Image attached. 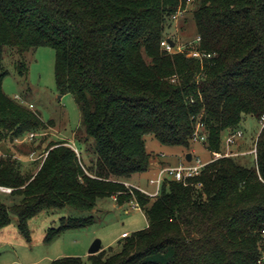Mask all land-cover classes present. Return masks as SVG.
Masks as SVG:
<instances>
[{"label":"trees","instance_id":"1","mask_svg":"<svg viewBox=\"0 0 264 264\" xmlns=\"http://www.w3.org/2000/svg\"><path fill=\"white\" fill-rule=\"evenodd\" d=\"M187 1L0 0V187L12 190L9 203L0 200V231L13 214L30 239L28 223L44 211L91 213L112 197L124 204L131 199L124 183L151 168L147 136L189 154L200 119L203 145L213 155L222 151L223 133L238 130L245 117L262 121L264 0H191L195 40L212 54L203 64L161 46L169 21ZM43 47L56 53L57 90L76 100L95 158L87 162L82 148L78 156L70 145L50 143L42 167L29 175L1 147L38 131L42 119L5 94L3 61L7 49L15 50L23 75L25 54ZM191 183L203 187L169 181L154 201L134 191L149 225L123 238L120 251L52 264H258L264 126L253 166L221 158ZM94 223L93 216L61 218L45 241Z\"/></svg>","mask_w":264,"mask_h":264},{"label":"rangeland","instance_id":"2","mask_svg":"<svg viewBox=\"0 0 264 264\" xmlns=\"http://www.w3.org/2000/svg\"><path fill=\"white\" fill-rule=\"evenodd\" d=\"M194 11L195 4L191 2L183 8V17L179 21H169V28L166 31L169 37L173 36L180 45H187L188 48L194 46L196 38ZM21 60L15 50L7 49L3 65L9 75L4 80L3 90L10 98L20 97L19 102L33 113L40 115L42 127L38 131L31 132L37 134L32 142H25L23 145L16 144L8 138L6 144L1 147L5 154L18 164L39 162L38 165L29 164L31 168L28 170H23L20 166L21 171L29 175L37 174L42 167L43 160L39 161L38 158L42 155L44 160L46 159L47 153L42 152L47 150L50 143H65L80 147L84 150L82 156L87 162L94 159L92 148L94 142L91 141L87 145L84 142L85 135L81 130L82 116L76 100L70 94L62 96L57 90L55 51L43 47L26 53L24 56L26 70L23 75L19 73L18 68ZM31 104L33 108L29 106ZM263 126L264 122H258L251 116L245 117L238 128L243 131L244 137L237 140L236 145L228 148L226 140L235 130L224 132L220 153L226 154L233 151L232 158L242 165L253 166L257 159L255 151L257 152V141ZM146 140L148 152L153 156L152 162H155L154 157L156 160L157 158L166 160L171 156H176V162H179V156L183 163L186 162L187 151L184 148L163 146L152 135L147 136ZM48 141H50L49 144ZM33 153L36 154L34 161L31 159ZM192 154L204 162L214 159L212 153L201 143H193ZM162 155L165 157L163 158ZM156 174L157 170L151 168L145 173L134 176V180L131 179L130 183L152 192L155 189L149 184V180ZM125 187L127 188L126 185ZM134 191L138 190L133 189ZM129 195L131 199L125 200L124 205H126L122 208H118L111 198H106L100 200L97 208L91 213H84L73 208L44 211L29 221L30 239L20 232L17 217L12 214L11 223L0 231V264H52L64 257H76L87 261L91 246L98 240L101 241L104 250L111 248L114 252L120 251L119 242L123 233L132 235L146 226L142 210L138 211L133 207L137 204L135 194L129 192ZM9 196L10 193L0 190L1 201L9 203L7 201ZM89 216L95 219V223L91 226L68 230L56 236L51 242L45 241L51 229L60 227L61 218L77 219ZM263 251L264 239L262 238L259 242L260 255Z\"/></svg>","mask_w":264,"mask_h":264},{"label":"built area","instance_id":"3","mask_svg":"<svg viewBox=\"0 0 264 264\" xmlns=\"http://www.w3.org/2000/svg\"><path fill=\"white\" fill-rule=\"evenodd\" d=\"M191 3V0L187 1V5ZM183 17V8L180 7L177 14H175L171 20L174 21H179L181 18ZM169 40H172L174 45L172 46L169 43ZM200 45H201V39L198 38L194 41V46L191 47H187L184 45H180L177 41L174 40L173 36L169 35L167 36L166 39H164L161 43L162 48L169 54H178V53H184L187 55L188 58H193V59H197L201 64L204 63L205 60L208 59H212V54L207 53L204 50L200 49ZM16 100L20 101L21 98L16 96L15 97ZM31 108H33L34 106L31 104L29 105ZM262 122H264V117L262 119ZM203 130H204V125L202 124L201 120L198 119L197 125H196V129H195V134L193 137V142L194 143H201V144H205L207 141V137L206 135L203 134ZM37 137V134L35 133H30L27 134L26 136L22 137V139H16L15 143L16 144H25V142L29 143L32 142L35 138ZM244 137V133L241 130H236L233 134H231L227 140H226V144L227 147L230 148L233 145H236V141L240 140ZM75 152L78 154L79 156V151L75 146H71ZM255 153L257 154V152L255 151ZM192 154V152H191ZM33 156V155H32ZM192 161L191 162H185V163H181L178 166H171V167H165L160 169L157 174L149 180V184L151 186L154 187V192L149 193L147 191H144L142 189H139L138 187H134V186H130L127 183H124V185L127 186V188H129L131 193L134 190H138L142 193H144L145 195L149 196L151 199L156 200L159 195L161 194L162 188L163 186L169 182V181H175V182H179V183H183L185 186H194L195 184L191 183V181L195 178H199L202 176L204 169L214 160H218L221 158H225V157H232L234 156L233 151L231 152H227L226 154H222V153H213L214 159L212 161H208V162H204L202 161L200 158H195L194 155L192 154ZM162 157H165V155H162ZM2 158V154L0 153V159ZM197 188H202L203 185L202 183H198L195 185ZM131 188V189H130ZM1 191H4V193H11V189H7V188H1ZM135 210H141V208L139 207L138 203L135 204L134 206ZM128 234H124L123 238L128 237ZM263 236H264V231H263ZM258 264H264V251L262 252L260 259L258 261Z\"/></svg>","mask_w":264,"mask_h":264},{"label":"crops","instance_id":"4","mask_svg":"<svg viewBox=\"0 0 264 264\" xmlns=\"http://www.w3.org/2000/svg\"><path fill=\"white\" fill-rule=\"evenodd\" d=\"M50 143V141H48V144ZM23 145V144H22ZM76 147V146H75ZM77 148V147H76ZM46 151V150H45ZM45 151H43L42 153L44 154V153H46ZM188 154V153H187ZM186 154V155H187ZM33 156H32V158L31 159H33V161L35 160V153H33L32 154ZM46 155V154H45ZM40 158H38L39 159V161L40 160H43L44 161V158H43V156L41 155V156H39ZM176 157V156H175ZM174 156H171L170 158H167L166 160L165 159H158L157 158V160L154 158V161L155 162H151V168H154V169H156L157 170V172L160 170V169H162V168H165V167H171V166H178L179 164H181V163H183L182 161H181V158H180V156L178 157V159H179V162L177 161L176 162V158H175ZM186 157V156H185ZM164 158V157H163ZM30 161V160H29ZM29 164H33V165H38L39 164V162L37 163V164H35V163H26V162H24V163H19L18 165L19 166H21L22 167V169L23 170H28V168H31V165H29ZM41 165H42V163H41ZM150 168V169H151ZM136 176V175H135ZM134 177V176H133ZM133 177L132 178H130L128 181H126L125 183H127L128 185H132L130 182H131V179L132 180H134L133 179ZM132 186H134L135 187V184L134 185H132ZM136 187H138V186H136ZM139 189H141L140 187H138ZM143 190V189H142ZM144 191H146V190H144ZM147 192H149V191H147ZM152 192H154V191H152ZM152 192H149V193H152ZM112 200H113V202H115L116 204H117V206H118V208H122V207H125V205L124 204H119L118 202H117V198L116 197H112L111 198ZM139 211V210H138ZM142 213H143V215H144V218L146 219V226L143 228V229H146L147 227H148V220H147V218H146V216H145V214H144V212L143 211H141ZM143 229H141V230H143ZM140 231V230H139ZM124 234H128L129 235V233H123L122 235H121V240H123V235ZM120 240V241H121ZM113 243V242H112ZM102 249H104L103 247H102Z\"/></svg>","mask_w":264,"mask_h":264},{"label":"water","instance_id":"5","mask_svg":"<svg viewBox=\"0 0 264 264\" xmlns=\"http://www.w3.org/2000/svg\"><path fill=\"white\" fill-rule=\"evenodd\" d=\"M169 43L173 46L174 43L172 40H169ZM186 159L188 162L192 161V154L189 153L186 155ZM102 249V243L100 240L96 241L89 250V255H97Z\"/></svg>","mask_w":264,"mask_h":264}]
</instances>
